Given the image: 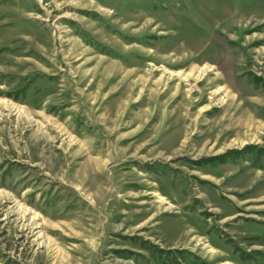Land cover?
Segmentation results:
<instances>
[{"label":"rangeland","instance_id":"rangeland-1","mask_svg":"<svg viewBox=\"0 0 264 264\" xmlns=\"http://www.w3.org/2000/svg\"><path fill=\"white\" fill-rule=\"evenodd\" d=\"M0 264H264V0H0Z\"/></svg>","mask_w":264,"mask_h":264},{"label":"bare ground","instance_id":"bare-ground-1","mask_svg":"<svg viewBox=\"0 0 264 264\" xmlns=\"http://www.w3.org/2000/svg\"><path fill=\"white\" fill-rule=\"evenodd\" d=\"M24 211H25V210H24ZM24 211H23V212H24ZM23 212H22V213H23ZM22 215H24V213H23Z\"/></svg>","mask_w":264,"mask_h":264}]
</instances>
